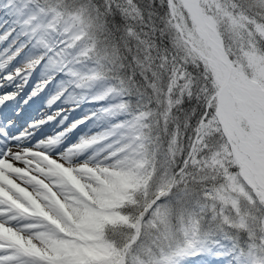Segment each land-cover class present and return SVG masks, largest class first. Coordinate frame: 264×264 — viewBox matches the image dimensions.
<instances>
[{
	"label": "trees",
	"instance_id": "1",
	"mask_svg": "<svg viewBox=\"0 0 264 264\" xmlns=\"http://www.w3.org/2000/svg\"><path fill=\"white\" fill-rule=\"evenodd\" d=\"M34 1L44 9L84 17L96 74L109 85V91L121 94V102L138 129L143 160L135 180L108 204H100L97 194L81 181L80 186L74 178L65 182L78 197L69 216L62 214L53 221L58 254L32 263L118 264L121 256L119 264H172L180 250L204 252L215 242L197 231L193 222L187 225L188 218L182 223L181 211H197L196 217L204 223L213 215L209 210L215 202L212 209L216 216L211 224L219 222L222 215L228 216L222 225L236 237L229 244L235 242L244 264H264V228L258 227L259 219H264V207L247 192L216 116L218 83L181 40L167 2ZM224 1L251 29L256 48L249 50L234 41L225 17L217 12L215 31L222 49L229 63L243 66L245 76L264 91V8L258 5L260 0ZM251 5L255 8L249 10ZM99 90L94 88L92 95ZM233 197L235 208L229 204ZM158 203L168 205L170 223L150 233L146 226L151 222V208ZM156 238L160 240L155 242Z\"/></svg>",
	"mask_w": 264,
	"mask_h": 264
},
{
	"label": "rangeland",
	"instance_id": "2",
	"mask_svg": "<svg viewBox=\"0 0 264 264\" xmlns=\"http://www.w3.org/2000/svg\"><path fill=\"white\" fill-rule=\"evenodd\" d=\"M21 1L24 2L12 0L10 4L14 7ZM165 1L181 40L189 52L203 61L219 86L224 68L196 35L185 0ZM198 3L200 8L202 6L204 27L214 33L219 44L221 40L215 31L217 12L226 17L234 41L244 44L249 50L256 48L251 29L236 15L231 4L224 0H198ZM259 3L264 8V0ZM31 7L36 13L35 20L42 18L41 27L31 34L25 31L28 36L18 40L11 38L13 35L0 34V62L27 45L33 62L47 57L50 68L67 70L59 89L61 94H67L51 106L47 105L48 97L45 96L43 103L29 109L21 121L12 126V136L7 134L10 125H0V152L3 153L0 156V193L8 194H0V225L21 236L23 248L27 249L13 246L6 236L0 237V264H34L32 261L36 259L48 261L49 255L58 254L59 243L52 237L53 221L62 214L69 216L71 205L78 197L65 187V182L72 181V178L81 181L82 186L91 188L89 190L97 194L100 204H108L113 196L117 197L125 186L135 180L143 160L138 149V129H135L121 102V94L109 91V85L100 81L96 74V66L89 57V39L85 35L88 25L84 17L55 8L44 9L34 0H25L21 8L14 7V12ZM248 8H253V5ZM5 20L0 14V25ZM5 49L9 51L5 53ZM11 63L16 64L15 61ZM95 85L100 90L92 95ZM226 90L225 104L235 130L251 150L264 159V91L245 76L240 64H230ZM13 105L14 101H11V108ZM233 153L247 192L253 193L264 207V176L260 173L251 175L247 160L242 155L237 157L234 148ZM20 188L27 195L18 191ZM8 196L21 207H16ZM242 199L251 201L249 196ZM235 201L234 197L229 200L230 207L235 208ZM214 206L215 202L209 210L213 215L204 223L196 217L197 211H181L184 213L182 223L188 218L187 225L193 222L197 231L204 232L203 236L212 237L210 242H215L204 252L180 250L175 253L176 260L172 264H244V256L235 242L229 244L236 237L222 225L228 216L222 215L219 222L211 224L216 216L212 209ZM151 212V222L146 226L150 233L170 223L168 205L155 204ZM15 217L16 222L13 221ZM259 222V229L264 228V219H259ZM231 224L236 222L231 221ZM155 240L158 242L160 239ZM50 263L76 264L62 260H50Z\"/></svg>",
	"mask_w": 264,
	"mask_h": 264
},
{
	"label": "snow or ice",
	"instance_id": "3",
	"mask_svg": "<svg viewBox=\"0 0 264 264\" xmlns=\"http://www.w3.org/2000/svg\"><path fill=\"white\" fill-rule=\"evenodd\" d=\"M5 53L9 50L5 49ZM16 62L12 64L11 62ZM5 65H8L6 68ZM0 125L6 123L10 125L7 129L8 136H12V126L21 121L22 117L29 111L38 107L44 102L45 96H47L46 103L51 106L57 101L63 100L64 95L61 94L59 89L60 85L64 82L67 76V70L56 71L54 68H50L48 64V58L43 57L38 62H33L32 54L29 47L25 45L22 49H18L12 53L11 56L0 62ZM5 80L10 81V84L5 85ZM13 89H16L15 94H11ZM8 101H14V105L11 108V112H5L4 109L8 108ZM51 119V117H49ZM3 153L0 152V156ZM9 184L16 187L15 184L8 180ZM24 195L23 188L18 189ZM8 195L7 193H0ZM8 199L16 206L17 204L11 196ZM7 237L11 240L13 246L19 247L21 250H27L23 248V238L17 235L14 230L0 225V237Z\"/></svg>",
	"mask_w": 264,
	"mask_h": 264
},
{
	"label": "water",
	"instance_id": "4",
	"mask_svg": "<svg viewBox=\"0 0 264 264\" xmlns=\"http://www.w3.org/2000/svg\"><path fill=\"white\" fill-rule=\"evenodd\" d=\"M189 14L193 20V29L196 35L204 42L206 47L209 49L212 57L220 63L223 70V79L218 89L215 92V102H216V114L219 119V124L223 130L226 139H230L233 148L235 149L236 156L241 157V155L247 160V166L250 170L251 175L255 173H260L264 176V159H261L257 154H255L251 148L243 141L238 133L236 132L230 111L227 109L226 104L223 100V92H227L226 85L228 83L229 75H230V64L227 59L222 46L220 45L221 54L212 48L208 42V34L207 30L204 27V21L201 13V8L198 3V0H190L188 4H186Z\"/></svg>",
	"mask_w": 264,
	"mask_h": 264
},
{
	"label": "bare ground",
	"instance_id": "5",
	"mask_svg": "<svg viewBox=\"0 0 264 264\" xmlns=\"http://www.w3.org/2000/svg\"><path fill=\"white\" fill-rule=\"evenodd\" d=\"M12 0H0V14H3L4 15V19L6 18V20L4 21V23H2L0 25V34H4V35H7V36H12L11 38H13L14 40H18V39H23V37H27L28 35L27 34H31L37 27L40 28L41 27V23H42V18L40 17V19L38 20H35L36 19V13H35V10L33 9V7L31 8H26L25 10H23L22 12H14L15 11V8L16 6H19V8H21V6H23V1L19 2L17 5H14L11 6L10 2ZM186 4H188L190 2V0H185ZM30 7V6H28ZM261 7V6H260ZM259 7V8H260ZM13 8V9H12ZM202 8V6H201ZM255 8V7H254ZM253 8V9H254ZM258 8V7H257ZM258 8V10H259ZM249 9V8H248ZM250 10V9H249ZM237 11V10H236ZM69 12V11H68ZM251 12V11H250ZM257 12V10H256ZM254 13V12H253ZM259 14V13H258ZM257 15V14H256ZM204 16V15H203ZM224 16V15H223ZM258 16V15H257ZM226 18V17H225ZM219 20V19H218ZM257 21V20H256ZM258 22V21H257ZM255 23V22H254ZM250 24V23H249ZM207 30V29H206ZM27 31V34L26 32ZM207 34H208V42L210 44V46L212 48H214L216 51H218L220 54H221V49H220V44H219V41L217 40L218 38H216L214 36V33L212 31H209L207 30ZM25 40V39H24ZM25 45H23L24 47ZM1 60V59H0ZM60 68V67H59ZM253 68V67H252ZM254 69V68H253ZM1 70V69H0ZM60 71V70H59ZM250 71V70H249ZM257 71V70H256ZM255 74V73H254ZM251 75V74H249ZM255 76V75H254ZM261 76V75H260ZM251 79V78H250ZM258 79V78H257ZM259 80V79H258ZM257 81V80H256ZM5 85H8L10 84V81L8 80H5L3 82ZM261 84V83H260ZM262 86V85H261ZM260 86V87H261ZM263 89V88H262ZM250 90V89H249ZM15 91L16 89H13V92L11 94H15ZM225 92V91H224ZM224 92H223V100H224V103H225V96H224ZM227 93V92H225ZM228 96V95H227ZM252 96V95H251ZM254 99V98H253ZM10 102L11 101H8V105L9 107L4 109V111H7L8 113L11 112V106H10ZM261 107V106H260ZM235 126V125H234ZM237 132V131H236ZM14 150L15 147H13ZM256 153V152H255ZM207 163V162H206ZM209 171V170H208ZM231 177V176H230ZM195 178H198V177H195ZM193 179V178H192ZM197 180V179H196ZM192 181V180H191ZM195 181V179H194ZM199 181V180H198ZM202 181V180H201ZM228 181V180H227ZM193 183V182H192ZM187 184V183H186ZM195 184V183H193ZM198 184V183H197ZM192 185V184H191ZM203 185V184H202ZM197 186V185H196ZM175 187V186H174ZM189 187V186H187ZM191 187V186H190ZM201 187V186H200ZM185 188H186V185H185ZM198 188V186H197ZM160 189V188H159ZM200 189V188H199ZM187 190V189H186ZM192 190V189H191ZM157 191V190H156ZM170 191V190H169ZM178 191V190H177ZM180 191H183V190H180ZM162 193V192H161ZM179 193V192H178ZM188 193V192H187ZM169 194V193H168ZM190 196V193L189 195ZM187 196V197H188ZM183 197H184V194H183ZM164 199V198H163ZM191 199V198H190ZM183 200V199H182ZM159 201V200H158ZM176 201V200H175ZM193 201V200H192ZM169 202V201H168ZM193 203V202H192ZM184 204V203H183ZM176 206V205H175ZM173 208V207H172ZM176 209V208H175ZM174 209V210H175ZM184 209V208H183ZM182 213V212H181ZM14 222L17 221L16 217L15 219H13ZM25 223V222H24ZM220 227V226H219ZM223 227V226H222ZM27 228V227H26ZM14 229V228H13ZM252 231V230H251ZM252 233H254L252 231ZM250 234V233H249ZM255 234V233H254ZM261 235V234H260ZM238 236V235H237ZM263 236V235H262ZM122 244V243H121ZM128 244V243H127ZM137 244V243H136ZM126 245V244H125ZM126 253V252H125ZM145 254V253H144ZM147 258V256H146ZM123 259V258H122Z\"/></svg>",
	"mask_w": 264,
	"mask_h": 264
}]
</instances>
